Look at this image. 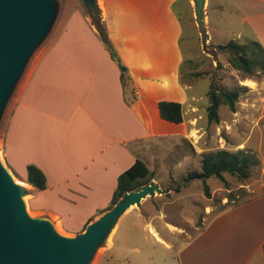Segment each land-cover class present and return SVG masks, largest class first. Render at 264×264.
<instances>
[{"label": "crops", "instance_id": "crops-1", "mask_svg": "<svg viewBox=\"0 0 264 264\" xmlns=\"http://www.w3.org/2000/svg\"><path fill=\"white\" fill-rule=\"evenodd\" d=\"M179 3L97 0L109 37L129 68V88L91 17L79 9L65 16L32 64L8 112L2 147L6 164L28 188L35 215L49 217L63 231H83L108 210L121 173L137 159L151 168L158 145L188 133L185 121L162 118L158 105L162 98L183 101ZM242 15L254 29L264 27V11L249 8ZM30 164L45 172L46 188L26 181ZM156 219L174 230L162 216ZM156 219L146 221L155 238L168 248L177 246L161 235ZM176 263L264 264V194L210 219L180 245Z\"/></svg>", "mask_w": 264, "mask_h": 264}, {"label": "rangeland", "instance_id": "rangeland-1", "mask_svg": "<svg viewBox=\"0 0 264 264\" xmlns=\"http://www.w3.org/2000/svg\"><path fill=\"white\" fill-rule=\"evenodd\" d=\"M56 2V19L31 55L0 122V157L8 168L3 156V128L30 67L55 39L66 15L79 9L90 18L83 0ZM188 2L191 9L182 15L181 41L182 68H185L184 81L187 85L180 81L179 67L181 103L188 133L183 137L170 136L164 144L157 146V160H151L152 175L146 183L155 182L161 189H168V192L147 196L139 206L129 208L90 264H177L180 245L197 235L210 219L230 207L264 194V75L257 73L251 78H244L245 73L228 62L229 55L217 48L233 39L241 43L258 41L264 48V27L260 25L254 29L242 15L249 8L263 12L264 3L259 0H206L204 20L208 39L204 41L194 1ZM237 9L239 12H236ZM194 73L196 75L191 76ZM249 80L254 86L247 83ZM211 83L215 89L238 91L239 94L235 111L228 104L220 105L219 122L210 121L208 117ZM185 97L189 101L186 102ZM222 148L230 151L241 148L256 156L258 163L250 167L247 179L241 180L229 173L224 174L225 181L211 177L206 180L209 194L205 182L200 179H192L186 186L183 185L190 172L201 170L202 158L206 153ZM12 173L17 180L22 181L17 174ZM177 186H181L180 191L175 190ZM230 193L233 199L228 202ZM26 199L28 202L29 195ZM28 209L31 211L29 204ZM160 216L171 222L175 226L174 230L169 232L162 226L164 220L156 219ZM148 219H156L154 223L161 235L177 243V246L168 248L158 241L146 225ZM61 231L67 235L79 233Z\"/></svg>", "mask_w": 264, "mask_h": 264}, {"label": "water", "instance_id": "water-1", "mask_svg": "<svg viewBox=\"0 0 264 264\" xmlns=\"http://www.w3.org/2000/svg\"><path fill=\"white\" fill-rule=\"evenodd\" d=\"M95 24L97 0H83ZM204 41L206 0H193ZM56 0H0V122L31 55L49 33L57 14ZM155 182L126 192L117 203L76 235L61 233L47 216L29 213L28 188L0 157V264H90L121 217L147 196L163 194Z\"/></svg>", "mask_w": 264, "mask_h": 264}, {"label": "trees", "instance_id": "trees-1", "mask_svg": "<svg viewBox=\"0 0 264 264\" xmlns=\"http://www.w3.org/2000/svg\"><path fill=\"white\" fill-rule=\"evenodd\" d=\"M188 1L180 0L178 7H175V11L178 13L181 21L183 12H188L191 9L190 2ZM98 13L100 18L99 23L95 24L93 22L97 28L98 37L104 47L108 50L111 58L118 64L121 70V81L123 86L129 88L132 82L129 68L121 59L119 52L110 39L106 24L100 15L99 8ZM217 48L220 52L229 55L228 62L237 70L244 72V78H251L257 73L264 75V48L258 41L241 43L233 39ZM183 65L184 63L181 65L180 81L187 85L184 81L185 68H182ZM195 75V73L191 74V76ZM208 94L210 104L207 107V111L210 121H220L218 109L222 103L228 104L232 111L236 110V102L239 98L238 91L226 92L221 89H215L214 84L211 83V89ZM158 105L160 114L165 120L175 123H181L184 121L183 104L181 102L160 100ZM256 163H258L256 156L249 154L244 149L240 148L236 151H230L222 148L206 153L202 158L201 170L190 172L187 179H185L186 181L183 182V185L186 186L192 179H200L205 182V189L209 194L208 184L206 183L207 179L217 177L222 181H225L224 174L229 173L236 175L241 180H245L250 176V167ZM151 175V168L143 160L137 159L130 168L121 173L118 177L117 187L114 190L113 197L107 209L112 208L126 192L137 190L144 184L148 183V179ZM26 181L40 190L47 187V176L45 172L34 164H30L27 167ZM175 190L180 191L181 186H177ZM227 198L228 202L232 200V194L230 193Z\"/></svg>", "mask_w": 264, "mask_h": 264}, {"label": "bare ground", "instance_id": "bare-ground-1", "mask_svg": "<svg viewBox=\"0 0 264 264\" xmlns=\"http://www.w3.org/2000/svg\"><path fill=\"white\" fill-rule=\"evenodd\" d=\"M251 81L249 80V81H247V83L249 84V85H251V86H254V83H250ZM17 182L18 183H20V184H24L25 185V183L23 182L22 183V181H19V180H17ZM28 195H25L24 196V200H25V202H26V204H27V208H28V202H27V199H26V197H27ZM28 211H29V209H28ZM29 213L31 214V215H33V216H35V214L34 213H32L31 211H29ZM57 223V222H56ZM57 225V224H56ZM57 229L62 233V231H61V227H60V224L58 223V225H57ZM152 231L153 232H155V234L158 236V233L155 231V229H152Z\"/></svg>", "mask_w": 264, "mask_h": 264}]
</instances>
